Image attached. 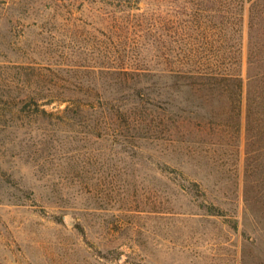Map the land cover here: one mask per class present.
Segmentation results:
<instances>
[{"label": "rangeland", "instance_id": "obj_1", "mask_svg": "<svg viewBox=\"0 0 264 264\" xmlns=\"http://www.w3.org/2000/svg\"><path fill=\"white\" fill-rule=\"evenodd\" d=\"M147 4L0 0V264H264V149L246 178L244 117L199 134L176 101L189 122L157 140L118 113L145 106L157 66Z\"/></svg>", "mask_w": 264, "mask_h": 264}, {"label": "trees", "instance_id": "obj_2", "mask_svg": "<svg viewBox=\"0 0 264 264\" xmlns=\"http://www.w3.org/2000/svg\"><path fill=\"white\" fill-rule=\"evenodd\" d=\"M147 1V50L150 62L157 66L146 69L149 87L145 106L143 102L124 104L118 108L119 115L132 123L133 118L146 115L147 126L157 140L161 134L180 132L189 122L174 110L176 101L194 105L190 111L195 117L192 128L199 134L224 130L228 125L240 131L244 117L246 178L252 177L259 171L252 166L257 163L255 152L264 149V0ZM164 3L166 9L161 11ZM124 69L127 75L138 73L133 68ZM161 101L168 105L167 113H163ZM177 109L185 112L179 106ZM190 184L202 186L196 181Z\"/></svg>", "mask_w": 264, "mask_h": 264}]
</instances>
